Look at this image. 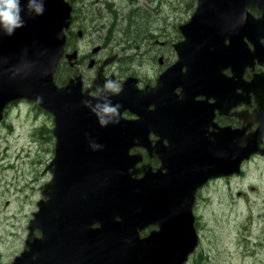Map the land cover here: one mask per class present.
Returning <instances> with one entry per match:
<instances>
[{
	"label": "water",
	"instance_id": "1",
	"mask_svg": "<svg viewBox=\"0 0 264 264\" xmlns=\"http://www.w3.org/2000/svg\"><path fill=\"white\" fill-rule=\"evenodd\" d=\"M255 2L198 0L191 21L181 26L185 41L175 44L181 59L159 77L150 91H138L133 83L136 78L129 77L121 94L110 97L113 104H121L119 123L107 126H101L97 116L81 103L94 97L83 89L81 81L71 79L61 86L55 80L72 21L66 0H44L43 14L22 12L23 27L11 36L0 33V122L10 104L32 101L54 116L56 138L55 154L47 166L52 178L42 187L43 197L28 226L26 247L13 264L188 262L199 243L194 214L199 189L211 179L239 173L243 161L256 153L263 140L264 124L250 135L223 129L207 141L195 139L192 134L181 138L175 126V107L164 114L162 100L171 99L170 92L176 87H183L187 100L200 95V89L210 88L217 76L207 68L192 72L201 67L190 55L193 45L199 40L204 46L203 36L209 30L228 28L226 9L233 10L231 5L242 3L244 9ZM26 3L21 0L22 7ZM262 21L263 16L255 18L246 10L243 31L254 50L246 47L241 72L256 65L259 36L264 35L257 28ZM231 40L233 52L235 42ZM201 48L195 52L200 64L205 57L207 67L213 68L212 59L201 54ZM232 52L226 62L232 63L236 76L238 64ZM262 56L264 59V53ZM184 65L186 72L180 70ZM258 88L264 90V80L255 74L247 83V99L254 92L260 108L255 120L261 122L257 117L264 115V106L263 97L256 95ZM148 102L157 107L152 115L145 112ZM127 109L137 113L139 119L126 118ZM165 121L172 123L168 129L172 135L160 132ZM153 129H159L156 134L161 138L152 147L149 134ZM139 146L147 147L151 157L160 159L161 166L155 170L146 164L138 167L143 158L132 149ZM151 226L157 228L142 237Z\"/></svg>",
	"mask_w": 264,
	"mask_h": 264
},
{
	"label": "flooded vegetation",
	"instance_id": "2",
	"mask_svg": "<svg viewBox=\"0 0 264 264\" xmlns=\"http://www.w3.org/2000/svg\"><path fill=\"white\" fill-rule=\"evenodd\" d=\"M66 1L71 7L72 21L69 29L66 31V50L56 74V80L59 85H64L71 79L81 81L84 90H89L93 96H97L99 95L97 85H102L105 79L117 81L121 83L123 87V83L129 77H134L136 80L133 81V83H136H134V86L138 91L145 89L150 91L156 86L159 77L167 70H170L171 67L176 64L179 59H181L180 52L175 48V44H180L185 41V36L181 30V26L187 23L189 20L181 23L178 26L179 34L174 41H156V43L159 44V47H164L166 51H160V57H158L160 66L157 69L153 68V70H155L154 77L152 79H146L143 76V69L129 65L126 66V64L129 62V59L133 58V54H127V50L129 49V37L131 36V32L128 29H130L132 26V18L134 17L135 19L142 21V15H139L138 13H131L130 11L128 13L124 12V9H122V7L117 4L116 0ZM195 1L196 3L194 5L193 13L196 11L198 4V0ZM231 6L233 10L229 11L226 9L228 28H219L217 32H214V30H209L207 35L203 36V38L206 39L205 45L201 46L199 40H197L193 45V50L190 54L194 61H198V64L201 66L193 68L192 72L196 73L201 68H207L209 71H211L212 75L217 76V78L213 79L214 82L209 85L210 88L200 89L197 91L200 93V95H196L192 100H187L188 98H185V91L183 87H176L170 92L171 99L162 100V110L163 112L165 111L164 114H166L167 111H170L171 113L173 107H175V121L177 123L175 126L177 128V135L181 138L189 137L192 134L195 139L201 137L203 141H207V138L210 137L211 134L218 133L223 129L233 131L234 133L242 136L250 135L259 128L260 124H264V115H262V117H257L259 120H261V122H256L255 120L256 110L260 111V108L257 99L255 98L254 92H251L250 99H247V83L253 79L254 75L259 74L261 79L264 80V59L262 56V53H264V35L259 36V57L256 58L255 67L252 68L251 66H247L244 68V71L241 72L245 62L246 47L248 46L250 49L254 50L253 43L243 31V26L245 27L246 10L255 18H260L261 16L264 17V0H256L254 6H244V9L242 8V3H238V5L235 3ZM142 10L143 8L140 6L136 11L140 13ZM230 23L233 25L232 30L230 28ZM261 23L259 24L257 31H259V33H264V21ZM105 28L106 33L103 34ZM141 30V26L138 25L139 35L136 37L137 39L142 37ZM120 31L122 34H124L121 37H119ZM199 33L196 34L197 38L200 37ZM99 37L103 38L102 43L99 42ZM86 38L90 39L89 48L91 49L89 51L85 50L83 44L85 43L84 40ZM145 38L158 39V37L154 35H148ZM231 39H233V42H235V48L233 52L230 49L232 41ZM121 43L124 44L123 47L119 48V51L116 50L115 48L118 46L117 44ZM198 47H203L201 48V54L205 55L206 53L212 59V64L210 66H213V68L207 67L205 57L202 61V64H200L198 60V52L195 53ZM140 48L141 46L139 45L138 49ZM151 49L152 46H149L144 52H142L141 56ZM230 52H232L231 56H233V59L236 61V63L234 62L235 65L238 64V75L236 76H234V72L231 68L233 67L231 66L232 63L230 65L226 62L229 60L231 54ZM68 55H72L73 57L69 59ZM152 58L154 60L157 59V57L151 55L150 61H152ZM259 59H261L262 62H260ZM180 70L186 72L187 67L184 65L180 68ZM231 78L235 82H232ZM258 89L259 90L256 95L263 97L261 102H263L262 106H264V90L260 91V88ZM22 102L23 101H19L7 107L4 119L0 125L5 120L7 113L13 107H15V105ZM150 102H148V106L145 108V112L148 115L154 114V112L157 110L155 103ZM32 104L39 108L37 104ZM193 113L195 114L193 115ZM47 114L50 115L52 125L54 126L53 116L50 113ZM124 116L132 120L139 119L140 117L131 109H127L124 112ZM189 122H191V126ZM171 124L172 123L169 121H165L162 124L163 127L160 128V132L164 136H168L169 134L172 135L170 131H168ZM53 126L48 129V133L49 138H51L53 141L55 149L56 139L53 134ZM41 129V131H43L47 128ZM153 130L154 131H150L149 134L152 147L155 146L157 140L161 138V135L157 136L156 134V130L159 129ZM262 139L263 140L260 142L256 153H253L248 159L243 161L239 173H234L231 176H225L216 179H231L236 176H243L245 174V166L247 164L264 157V154H262L264 150V135ZM181 142L184 143L185 141L181 140ZM165 143H167V141H165ZM244 147L245 144L241 146L242 149H244ZM132 152L142 155L143 159L139 164H137L138 167L146 164L151 165L152 170H155L161 166L160 159L156 156L151 157L147 147H135L132 149ZM213 180L208 181L199 190L197 201L199 200L200 194L204 187ZM196 205L194 210H196ZM198 225L199 220L198 216H196V227ZM24 248L25 246L21 248L19 252L14 253L9 262L0 264H13L15 259L23 252ZM1 259L2 255H0V260Z\"/></svg>",
	"mask_w": 264,
	"mask_h": 264
},
{
	"label": "rangeland",
	"instance_id": "3",
	"mask_svg": "<svg viewBox=\"0 0 264 264\" xmlns=\"http://www.w3.org/2000/svg\"><path fill=\"white\" fill-rule=\"evenodd\" d=\"M116 2L124 12L142 15V21L133 17L128 29L131 36L127 54H133V58L126 66L141 68L143 76L152 79L153 68L160 66V51H166L156 41H174L178 26L189 20L196 1ZM140 6L143 10L139 13L136 10ZM138 25L142 28L139 39ZM122 35L120 31L119 37ZM148 35L158 39L145 38ZM98 40L103 42L102 37ZM84 42L89 51L90 39ZM117 45L119 51L124 44ZM149 46L152 49L141 56ZM151 55L157 59L150 61ZM52 126L50 115L28 101L15 105L0 125V263L9 262L25 246L42 187L51 179L47 166L54 154L48 133ZM41 128L47 129L41 132ZM195 213L200 243L189 264H264V157L247 164L243 176L209 182L200 194Z\"/></svg>",
	"mask_w": 264,
	"mask_h": 264
},
{
	"label": "clouds",
	"instance_id": "4",
	"mask_svg": "<svg viewBox=\"0 0 264 264\" xmlns=\"http://www.w3.org/2000/svg\"><path fill=\"white\" fill-rule=\"evenodd\" d=\"M22 12L40 15L44 12V0H27L26 6H21V0H0V33L13 35L15 30L25 24ZM99 95L92 99H84L81 103L90 109L98 118L101 126L119 123L120 103L113 104L110 97L118 96L123 91L121 83L105 79L102 85H97ZM93 100L96 102L93 103ZM94 147H101L94 145Z\"/></svg>",
	"mask_w": 264,
	"mask_h": 264
},
{
	"label": "trees",
	"instance_id": "5",
	"mask_svg": "<svg viewBox=\"0 0 264 264\" xmlns=\"http://www.w3.org/2000/svg\"><path fill=\"white\" fill-rule=\"evenodd\" d=\"M42 132V131H41Z\"/></svg>",
	"mask_w": 264,
	"mask_h": 264
}]
</instances>
